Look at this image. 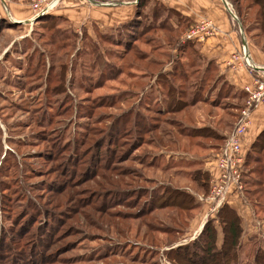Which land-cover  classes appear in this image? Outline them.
Returning <instances> with one entry per match:
<instances>
[{
  "label": "rangeland",
  "instance_id": "374dc122",
  "mask_svg": "<svg viewBox=\"0 0 264 264\" xmlns=\"http://www.w3.org/2000/svg\"><path fill=\"white\" fill-rule=\"evenodd\" d=\"M226 1L239 26L247 25L236 0ZM142 10L122 35L117 25L75 29L67 21L1 27L0 264H169L163 251L187 242L188 214L178 213L173 226L174 210L151 206L166 186L199 195L191 172L204 169L215 142L197 138L196 146L177 130L203 123L198 106L181 124L155 114L152 101L161 103L166 91L156 73L174 71L179 58L164 44L171 35L150 30L152 8ZM149 123L157 128L146 133ZM262 209L252 210L264 248Z\"/></svg>",
  "mask_w": 264,
  "mask_h": 264
},
{
  "label": "trees",
  "instance_id": "16d2710c",
  "mask_svg": "<svg viewBox=\"0 0 264 264\" xmlns=\"http://www.w3.org/2000/svg\"><path fill=\"white\" fill-rule=\"evenodd\" d=\"M147 4L149 8H152L151 16L157 19L156 25L151 27L150 30L156 32V34L165 32L171 35L172 39H167L169 42L167 41L164 44H167V46H170L169 48L177 52V57L179 58V60L174 59L172 63L174 71L169 73L158 71L156 73L155 84L163 86L166 91L161 103L160 101H152L153 103L158 102L156 109H158L159 113L155 114L176 115L179 117V120L170 121L173 124H181V120L185 115L184 112L190 111V108L197 103L205 104V108L207 109L206 113L211 116L215 115L213 113L214 107L226 110L228 104L222 99V96L230 95V87L217 80L213 81L215 77L211 73L213 70L208 66L209 64L205 65L204 61L198 55L196 41L181 42L179 39L180 43L174 37V35L184 33L192 25V22L155 0H137L134 4L132 18L136 21L139 20L141 14H143L142 9ZM234 6H236L235 9L242 22H248L246 19L250 20L245 26L240 24L241 28L249 35V38L253 40L254 44L264 51V0H236ZM160 12L162 15L164 14L162 19L156 16ZM171 19L173 22L170 21ZM54 21L65 22L66 20L54 14H46L38 17L34 23L49 25ZM132 23L133 21L129 19L127 22L117 25L113 30L119 35H122L123 30H126L124 34H128L130 33V29H133ZM136 25L135 28L140 26L137 22ZM16 26L18 24L0 18V31L3 29H12V27ZM45 29L48 31L51 28ZM151 66L161 68L156 62L151 63ZM186 68L189 69L188 74L185 73ZM196 77L198 78L193 81ZM169 78L183 83L184 89L179 88L177 92V88H174L168 81ZM191 79L192 81L188 82ZM185 81L189 85H185ZM217 82L220 83L218 93L209 100L206 95L210 91H213ZM186 89L189 92L186 93ZM242 95L244 98L245 94L243 93ZM241 105L236 109V117ZM152 126H154V123L148 124L145 130L147 131L146 133H151L156 130L157 127ZM177 130L188 140H196L194 141L196 146L200 145V141L197 138L207 140H219L221 138L210 127H193L188 125V127L180 126ZM243 170L244 172L241 176L243 195L252 206L260 207L264 204V129L255 137L246 151ZM208 180L209 174L206 170L198 168L191 172L190 181L195 185L196 192L201 196H205L208 191ZM159 191V197H157L151 207L159 211L174 210L175 214H170L168 217V220L173 223V226L174 223L176 226H179V222H177L178 213L188 214L183 223V226L187 228L188 221L191 219V211L196 209L199 204L194 201L191 194L187 191L185 192L183 189L166 186L162 187ZM152 222L161 223L158 219H152ZM147 229L149 228L147 227ZM156 230L166 232L167 234H172L173 232L174 234H178L181 232L175 231L176 229L174 227L166 228L162 225H157ZM252 236L243 242L239 218L230 206L223 203L218 207L212 217L206 219L200 231L192 240L163 251V255L169 264H264V248L258 243L257 237Z\"/></svg>",
  "mask_w": 264,
  "mask_h": 264
},
{
  "label": "crops",
  "instance_id": "0c3cea01",
  "mask_svg": "<svg viewBox=\"0 0 264 264\" xmlns=\"http://www.w3.org/2000/svg\"><path fill=\"white\" fill-rule=\"evenodd\" d=\"M0 0V18H5L10 22L24 21L29 19L30 10L26 3L21 0ZM130 1V2H129ZM166 8L172 9L183 17L189 19L192 25L199 21L206 20L211 24L212 33L208 38L203 41H196L197 53L204 61V64L211 67L214 74L213 81H219L230 87L231 93L229 96H222L228 104L226 110L221 108H213L215 115H207L205 104L197 103L190 109L195 110L198 106L202 113L203 123H198L199 127H210L214 132L221 137L219 140H212L215 142L211 145L210 150L205 155L203 166L209 174L210 168L208 161L223 143L225 138L230 134L236 120V109L240 106L245 97L243 98L242 88L249 86L252 83L253 75L241 64L227 65L229 57L232 54L238 53L244 41V47L250 61L257 66L264 67V51L254 44L249 35L243 31L239 26L238 19L231 12V10L223 4L221 0H155ZM226 3L227 1L224 0ZM125 4L110 6H97V5H80L77 0H63L59 7L53 13L54 15L63 17L68 24L78 29L80 26L83 28L96 27L100 30L110 29L115 25H120L134 14L135 0H124ZM230 6V5H229ZM228 8V9H227ZM231 15L236 19L233 21ZM220 83L217 82L213 91H210L206 97L212 99L218 93ZM240 94V95H238ZM221 114L226 112L221 119ZM194 114V113H193ZM212 120L211 124H209ZM264 129V104L256 107L250 114L249 122L245 135L241 140V148L244 153L248 150L255 137ZM223 138V139H222ZM222 140V141H221ZM207 160V161H206ZM193 197L201 195L192 194ZM199 206L191 211V219L188 221L186 232L190 235L187 241H190L198 234L202 225L208 217H212L217 211L218 207L212 214H208L212 205L207 203H199ZM230 206L239 218L242 228V237L246 238L248 235L258 237L255 232L257 226L254 223V215L252 209L258 207L252 206L249 201H246L244 195L237 198L236 195L227 196L224 202ZM252 208V209H251ZM264 214V210L262 209ZM185 232V233H186ZM252 232V233H251ZM186 235V234H185ZM193 236V237H192Z\"/></svg>",
  "mask_w": 264,
  "mask_h": 264
},
{
  "label": "built area",
  "instance_id": "2783aa9c",
  "mask_svg": "<svg viewBox=\"0 0 264 264\" xmlns=\"http://www.w3.org/2000/svg\"><path fill=\"white\" fill-rule=\"evenodd\" d=\"M62 1L63 0H24L30 10L29 20L34 17L51 14V11L59 7ZM81 1L88 5L110 7L125 4L124 0ZM221 1L229 8L228 3L224 0ZM1 3L4 5L2 0ZM231 19L233 21L236 20L233 15H231ZM212 31L211 24L206 20H202L191 25L184 33H182L180 40L181 42L192 40L197 42L203 41L211 35ZM238 64L243 65L248 72L253 75V80L251 85L242 88V92L245 94V99L237 111V117L232 131L208 161L210 168L208 191L205 196L195 197L199 203L212 205L208 212L209 215L214 213L216 208L226 201L227 196L236 195L237 198L242 197L243 185L241 183V176L244 172L243 164L245 153L241 148V140L246 133L251 112L259 105L264 104V67L257 66L250 61L244 47V41L239 52L232 54L227 63L230 67Z\"/></svg>",
  "mask_w": 264,
  "mask_h": 264
},
{
  "label": "water",
  "instance_id": "95a60500",
  "mask_svg": "<svg viewBox=\"0 0 264 264\" xmlns=\"http://www.w3.org/2000/svg\"><path fill=\"white\" fill-rule=\"evenodd\" d=\"M136 2V0H135ZM39 17V16H38ZM38 17H34L33 19L29 20H24V21H13L12 23H17V24H31L32 22H34Z\"/></svg>",
  "mask_w": 264,
  "mask_h": 264
}]
</instances>
